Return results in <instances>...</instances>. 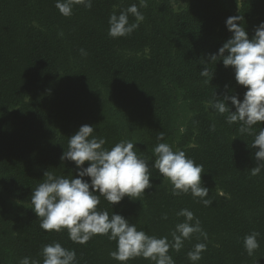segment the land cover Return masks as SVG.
<instances>
[{"label":"trees","instance_id":"trees-1","mask_svg":"<svg viewBox=\"0 0 264 264\" xmlns=\"http://www.w3.org/2000/svg\"><path fill=\"white\" fill-rule=\"evenodd\" d=\"M147 3L143 8L139 0H92L91 9L74 5L65 17L56 0H0V264H20L24 257L42 264V247L54 242L74 249L78 264H120L109 255L115 241L97 235L86 244L73 243L66 229L42 230L31 208L32 190L46 171L76 178L75 163L60 157L85 124L106 140V148L132 141L150 165L158 143L185 151L204 166L202 186L213 201L206 207L191 194L173 196L169 182L151 167L152 186L140 200L125 196L112 206L101 197L98 210L171 240V231L184 220L176 213L187 208L208 239L196 234L179 252L170 249L175 264H192L187 253L201 242L207 250L196 264H264V170L257 176L250 172L258 163V149L250 148L254 135H241L239 122L230 125L228 113L206 106L215 95L243 100L247 89L235 81L234 69L222 59L211 61L210 54L231 38L229 17L242 16L252 38L264 22V0ZM132 4L143 22L128 36L110 37V15ZM129 22H135L132 15ZM205 66L208 77L201 75ZM261 127L264 123L253 126V133ZM12 200L18 204L10 206ZM253 231L260 233V246L249 256L243 239ZM127 264L153 262L138 257Z\"/></svg>","mask_w":264,"mask_h":264},{"label":"clouds","instance_id":"clouds-1","mask_svg":"<svg viewBox=\"0 0 264 264\" xmlns=\"http://www.w3.org/2000/svg\"><path fill=\"white\" fill-rule=\"evenodd\" d=\"M74 5L91 9L92 0H56L55 4L65 17L72 15ZM147 6V0H139V7ZM129 15L135 18V22H129ZM143 20L144 15L136 4L122 10L119 15L113 12L108 20V35L112 38L128 36ZM242 21V16L227 18L226 27L232 36L219 48L218 54H210V59H222L225 67L234 69L235 81L247 89L243 100L235 95H224L222 98L215 95L206 106L219 114L228 113L226 119L230 125L239 122L238 132L241 135H254L250 148L258 149L254 153L258 163L250 172L252 176H257L264 170V127L258 133H253V126L264 123V22L256 27L249 39ZM80 51L82 55H87L83 49ZM209 74L210 69L205 66L201 75L208 77ZM213 75L214 72L211 73L212 78ZM229 101L235 106L234 112L229 108ZM94 131L93 126L82 125L68 139L67 151L60 157L61 161L75 163L78 169L76 178L56 176L46 171L43 182L32 190L31 208L40 218L42 230L60 232L66 229L69 239L76 244H86L97 235L107 236L116 242V250L109 255L120 264H127L138 257L150 260L153 264H175L169 255L170 249L179 252L184 241L196 234L198 239H208L201 221L187 208L176 213L184 220L171 231V240L167 236L158 238L138 230L135 224L120 214L113 212L110 216L107 210H98L101 197L112 206L120 203L125 196L140 200L145 189L152 186L151 167L169 182L173 196L191 194L193 199L206 207L213 201L206 198L209 189L202 186L204 166L189 158L185 151L174 150L168 143H158L153 149L155 159L150 165L148 159L134 150L136 144L132 141L121 140L109 149L105 147L106 140L94 136ZM157 139L163 140V132ZM85 162H89L87 167H84ZM85 177L90 178V182ZM167 218V214H163L162 219ZM259 235V232L253 231L243 239V247L249 256L260 246L257 239ZM206 250V243H196L187 257L192 264H196ZM40 255L42 264H78L76 251L66 249L59 242L45 244ZM20 264H40V261L24 257Z\"/></svg>","mask_w":264,"mask_h":264},{"label":"rangeland","instance_id":"rangeland-1","mask_svg":"<svg viewBox=\"0 0 264 264\" xmlns=\"http://www.w3.org/2000/svg\"><path fill=\"white\" fill-rule=\"evenodd\" d=\"M184 122H185V121H184V119L182 118L181 121L179 122V130H182V129H183ZM16 204H18V202L15 201V200H12V201L9 202V205H10V206H14V205H16Z\"/></svg>","mask_w":264,"mask_h":264}]
</instances>
